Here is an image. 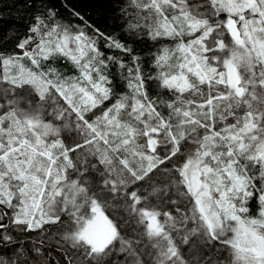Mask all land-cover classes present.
Here are the masks:
<instances>
[{"label":"snow or ice","instance_id":"6c2138e0","mask_svg":"<svg viewBox=\"0 0 264 264\" xmlns=\"http://www.w3.org/2000/svg\"><path fill=\"white\" fill-rule=\"evenodd\" d=\"M96 6L0 0V264H264V0Z\"/></svg>","mask_w":264,"mask_h":264},{"label":"trees","instance_id":"16d2710c","mask_svg":"<svg viewBox=\"0 0 264 264\" xmlns=\"http://www.w3.org/2000/svg\"><path fill=\"white\" fill-rule=\"evenodd\" d=\"M73 2V0H69ZM101 2V0H79V5L81 10L86 16H89L92 21L99 22L101 18V13H107L106 8L97 7L96 4ZM110 22V21H109Z\"/></svg>","mask_w":264,"mask_h":264}]
</instances>
